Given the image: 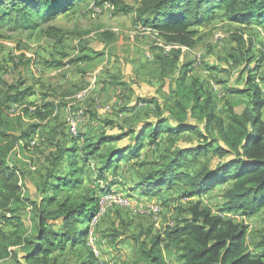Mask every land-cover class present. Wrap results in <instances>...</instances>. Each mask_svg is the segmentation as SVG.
<instances>
[{
  "label": "rangeland",
  "instance_id": "rangeland-1",
  "mask_svg": "<svg viewBox=\"0 0 264 264\" xmlns=\"http://www.w3.org/2000/svg\"><path fill=\"white\" fill-rule=\"evenodd\" d=\"M122 1L139 9L143 0ZM74 4L75 10L53 20L34 17L31 23L16 27L10 22L16 16L13 14L0 25V106L8 87L20 90L31 87L35 92L33 98L41 103L38 106L43 107V113L52 112L42 122L35 115L34 100H25L24 105L1 106L15 123L21 121L22 130L32 124L41 125L40 131L31 136L22 149L17 147L9 158L10 166L20 173L22 193L7 212L11 221L0 222V242L6 237V244L22 235L38 234V203L45 196L48 182H55L49 180V174L60 178L71 171L69 149H81L100 134H119L132 125L158 120L156 106L140 103L139 99H157L165 109L163 116L170 115L176 107L178 80L184 74L182 64L189 66L186 85H190L191 78L195 79L212 95L216 115L223 120L226 129L231 125L232 111L242 113L249 106L253 87L247 84V79H252V84L264 93V26L255 21L242 26L230 24L223 18L224 10L219 9L203 26L193 27L195 46L180 54L164 36L144 24L149 16L141 17V22L137 13L117 14L109 0H75ZM33 23L36 25L31 28ZM49 27L61 28L63 38L48 37ZM247 52L251 56L250 67L244 70L243 54ZM175 58H179L180 63L171 62ZM216 90L220 92L218 96ZM240 90L247 94H238ZM8 91L16 92L15 89ZM187 102L188 99H183L184 104ZM45 103L53 104L54 108L46 106L44 109ZM27 107L31 109L26 111ZM190 121L196 123L197 120ZM15 131V134L21 133ZM212 136L221 146L229 148L218 128L212 131ZM160 138L159 145L146 139L141 151L118 162L107 172L105 180L99 178V160L85 161L78 152L84 183L77 189L64 190L58 200H73L96 192L99 204L97 213L85 228L88 232L85 246L69 244L65 251L55 250L52 257L57 258L58 264H82L89 246L98 254L95 264H149L133 236L149 228L155 234L164 235L190 218L187 210L191 203L181 199L185 190L182 185L163 188L159 195L149 197L135 189L144 177L158 170L156 163L161 154L203 141L191 132L175 142L165 131ZM112 145L115 144H108L104 149ZM229 157L230 154L220 158L209 151L197 163L182 165L181 170L188 173L202 167L214 170ZM227 186L198 198L202 205L213 209L214 215L226 220L230 219V214H223L221 210ZM108 190L118 193L120 198L106 201L102 207L101 200L108 196L110 192H105ZM123 200L128 205L124 206ZM155 205L161 209L158 213L149 210ZM48 210L57 211L56 204L50 205ZM98 212L101 216L96 220ZM232 217L235 223L247 227L246 246L251 255L259 254L256 245L264 236V209L251 217L240 213ZM0 219H3L2 213ZM46 226L58 231L62 219L49 218ZM164 239V264H183L180 249ZM142 241L150 247L151 237L143 235ZM10 249L20 255V261L9 258L0 264H28L22 256L28 254L29 246Z\"/></svg>",
  "mask_w": 264,
  "mask_h": 264
},
{
  "label": "trees",
  "instance_id": "trees-1",
  "mask_svg": "<svg viewBox=\"0 0 264 264\" xmlns=\"http://www.w3.org/2000/svg\"><path fill=\"white\" fill-rule=\"evenodd\" d=\"M109 1L117 14L137 13L141 22V17L149 16L150 19L144 22L146 26L159 32L170 45L182 48L195 46L196 31L193 27L203 26L219 9L224 10L223 18L230 24L246 25L255 21L264 26V0H143L139 9L122 0ZM74 2L75 0H0V25L9 21L13 14L16 16H13L10 22L16 27L31 23L34 17L38 20H53L58 15L75 10ZM35 25L36 23H33L31 28ZM63 33L61 28L49 27L47 36L62 39ZM238 40L242 41L240 37ZM182 48L174 47V51L182 54ZM248 53L243 54L246 64L244 70L250 67L251 56ZM171 62L178 64L180 59L175 58ZM182 66L184 74L178 80L179 89L175 92L176 107L172 108L169 116H163L165 109L157 99H139L140 103H152L156 106L158 120L143 122L138 126L132 125L119 134H100L96 139L87 141L81 149H69L68 166L71 171L67 176L60 178L49 174V180L55 182H48L45 196L38 203V234L27 237L22 235L8 244L5 243V237L0 242V261L9 258L20 261V255L10 248L25 245L30 247V251L26 256H22L24 262L58 264L57 258L52 257L55 250L65 251L69 244L73 247L85 246L88 236L85 228L98 209L97 193L78 196L73 200H58L64 190L77 189L84 183L78 165V152H81L85 161L99 160V178L105 180L107 172L115 168L118 162L138 154L146 139L153 145H159L160 136L165 131L173 142L188 132L203 141L164 152L157 158L158 170L149 173L135 186L142 195L149 197L159 195L163 188L171 189L175 185H182L185 190L181 199L191 203L190 209L187 210L190 218L183 220L164 234L165 236L161 233L155 234L151 228L133 236L140 246L141 253L150 261L149 264H164V238L180 249L179 258L183 264H264V236L256 245L260 253L251 255L246 246L247 227L232 220V215L236 213L251 217L264 209V93L259 86L252 84V79H247V84L250 83L253 87L249 106L242 113L232 111L228 130L223 126V120L216 115L212 95L206 93L204 87L195 79L191 78L190 85H186L189 66L187 63ZM9 89H15L16 92L10 94ZM8 90L1 106L10 103L23 104L26 98L35 95L31 87L20 90L19 87L10 86ZM238 94H247V91L240 90ZM183 99H188L187 104L183 103ZM1 106L0 213L3 219H0V222H7L11 221L7 217L9 208L22 193L20 173L10 166L9 158L17 147L22 149V145L40 131L41 125L32 124L22 130L21 121L15 123ZM46 106L54 108L51 103H45L44 109ZM27 108L26 111L31 109ZM34 108L35 115L42 122L52 114L43 113V107L38 105ZM190 120L197 121L193 123ZM217 128L229 148L221 146L217 139L212 138V131ZM15 130L21 133L15 134ZM127 138H130L127 144L122 145ZM73 141L76 142L77 138L74 137ZM108 144L115 145L104 149ZM209 151H213L220 158L229 154L231 157L220 162L214 170L204 167L194 169L192 173L181 170L182 165L197 163L199 158L206 156ZM226 185L229 186L223 194L221 211L223 214H230L228 220L223 216L214 215L211 207L202 205L200 199L198 200L210 191ZM67 187L69 188L66 189ZM54 204L57 211L50 212L48 207ZM49 218L55 221L62 219L61 229H47ZM143 235L151 237L149 248L145 241H142ZM86 251L88 252L82 264H95L98 256L94 249L89 246Z\"/></svg>",
  "mask_w": 264,
  "mask_h": 264
},
{
  "label": "built area",
  "instance_id": "built-area-1",
  "mask_svg": "<svg viewBox=\"0 0 264 264\" xmlns=\"http://www.w3.org/2000/svg\"><path fill=\"white\" fill-rule=\"evenodd\" d=\"M172 46H174L175 48H182V47H180V46H177V45H172ZM183 50L184 49H186V48H182ZM118 198H120L119 197V194L118 193H115V192H110V193H108V196L107 197H105V198H102V207L104 206V203L106 202V201H109V200H115L116 201V199H118ZM121 203H123L124 204V206H126V205H128V203H126L125 202V200H123ZM156 207H152V208H150L149 210H151V211H153V212H155V213H158L161 209L157 206V205H155ZM101 207V208H102ZM143 212L145 213V211L143 210ZM141 213H142V211H141ZM143 213V214H144ZM101 216V212L99 213L98 212V214H97V216L95 217V219L97 220V219H99V217ZM96 255L98 256V254L96 253Z\"/></svg>",
  "mask_w": 264,
  "mask_h": 264
},
{
  "label": "crops",
  "instance_id": "crops-1",
  "mask_svg": "<svg viewBox=\"0 0 264 264\" xmlns=\"http://www.w3.org/2000/svg\"><path fill=\"white\" fill-rule=\"evenodd\" d=\"M237 25H239V24H237ZM242 26V25H241ZM229 88H231V87H229ZM217 89V88H216ZM233 89V88H232ZM216 93H217V96H218V93L220 94V92H218V90H216ZM28 99H30V100H34V98H33V96L32 97H29V98H27L26 100H28ZM35 101V100H34ZM26 101H24V103H25ZM24 103H23V105H24ZM34 104H35V106L36 105H39V104H41L39 101H35L34 102ZM22 105V104H21ZM34 106V107H35ZM31 107V106H30Z\"/></svg>",
  "mask_w": 264,
  "mask_h": 264
}]
</instances>
